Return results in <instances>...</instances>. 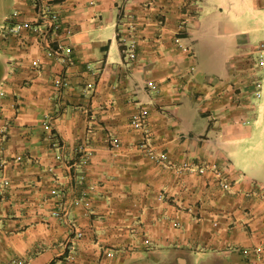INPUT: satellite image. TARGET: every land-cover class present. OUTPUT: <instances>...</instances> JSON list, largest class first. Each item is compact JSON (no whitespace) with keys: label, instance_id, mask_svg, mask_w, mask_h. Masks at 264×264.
<instances>
[{"label":"crops","instance_id":"0c3cea01","mask_svg":"<svg viewBox=\"0 0 264 264\" xmlns=\"http://www.w3.org/2000/svg\"><path fill=\"white\" fill-rule=\"evenodd\" d=\"M0 264H264V0H0Z\"/></svg>","mask_w":264,"mask_h":264},{"label":"built area","instance_id":"2783aa9c","mask_svg":"<svg viewBox=\"0 0 264 264\" xmlns=\"http://www.w3.org/2000/svg\"><path fill=\"white\" fill-rule=\"evenodd\" d=\"M53 18L55 17V15L52 16ZM22 28V24L20 23H16L10 30L11 32H18L20 31V29ZM33 30H38V27L35 25L32 27ZM127 53L130 59H134L135 54H136V42L135 40H132L129 45L127 46ZM154 88V86H153ZM147 116V111L146 110H141L137 113H134L131 117V123L135 128H142L144 125V121L145 118ZM112 145L114 147H117L119 145V142L117 140L116 137H114L112 139ZM146 153L149 155V157L153 160H155L156 162H164L167 159L166 154H156L155 151L153 150V148L146 146ZM86 160H83V163H85ZM205 166L201 165V166H196L195 163H192L188 160H185L180 167L178 168V171H199L202 172L205 170ZM216 176L218 177V179L220 180V184L221 187L225 190H228L230 188V184L227 181L226 177L223 175V171L220 169H216L215 170ZM52 192H55V190H52ZM54 215H58L59 212L58 211H53ZM262 251V248L260 246H257L254 249H244V253L249 255V254H259Z\"/></svg>","mask_w":264,"mask_h":264}]
</instances>
